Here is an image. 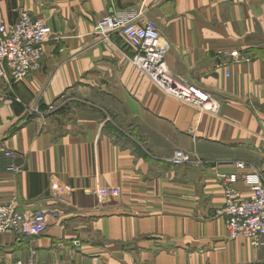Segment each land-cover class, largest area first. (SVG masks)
<instances>
[{
  "label": "crops",
  "instance_id": "obj_1",
  "mask_svg": "<svg viewBox=\"0 0 264 264\" xmlns=\"http://www.w3.org/2000/svg\"><path fill=\"white\" fill-rule=\"evenodd\" d=\"M22 10L54 35L40 71L0 78V205L46 211L49 225L0 234V264H264V247L229 238L219 182L237 162L264 177V0H0L8 23ZM110 14L155 22L171 71L220 113L136 69L120 34L95 30ZM177 150L200 162L172 166Z\"/></svg>",
  "mask_w": 264,
  "mask_h": 264
},
{
  "label": "built area",
  "instance_id": "obj_2",
  "mask_svg": "<svg viewBox=\"0 0 264 264\" xmlns=\"http://www.w3.org/2000/svg\"><path fill=\"white\" fill-rule=\"evenodd\" d=\"M112 1V0H110ZM96 32L120 34L132 51L131 64L148 76L166 95L213 115L220 113V103L209 93L185 81L171 71L167 55L170 43L161 35L155 22L141 23L134 15L124 19L110 14L101 19ZM54 35L53 29L43 19L30 11L22 10L14 23H8L0 14V78L21 82L43 67L44 44ZM235 61L239 55L232 53ZM7 152V157H12ZM200 161L183 150H177L170 158L174 167ZM237 172L220 175L224 189L225 204L221 214L225 216L226 230L230 239L246 238L255 249L264 247V177L262 173L245 162L235 163ZM17 171L16 168L12 167ZM241 182L248 189L245 198L237 189ZM71 192L62 189V196ZM115 192L103 191L99 199H108ZM49 225L46 211H19L14 204L0 205V234L11 232L21 237L41 235ZM11 264H39L34 256Z\"/></svg>",
  "mask_w": 264,
  "mask_h": 264
},
{
  "label": "rangeland",
  "instance_id": "obj_3",
  "mask_svg": "<svg viewBox=\"0 0 264 264\" xmlns=\"http://www.w3.org/2000/svg\"><path fill=\"white\" fill-rule=\"evenodd\" d=\"M18 261H20V260H18ZM17 262V261H16ZM13 263H15V262H13ZM9 264H11V263H9ZM40 264V263H39Z\"/></svg>",
  "mask_w": 264,
  "mask_h": 264
}]
</instances>
